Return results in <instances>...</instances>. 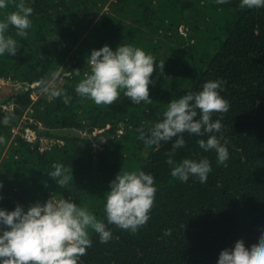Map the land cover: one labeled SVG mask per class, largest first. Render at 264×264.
Listing matches in <instances>:
<instances>
[{"label":"trees","instance_id":"obj_1","mask_svg":"<svg viewBox=\"0 0 264 264\" xmlns=\"http://www.w3.org/2000/svg\"><path fill=\"white\" fill-rule=\"evenodd\" d=\"M0 9V20L14 5ZM241 0H25L33 8L27 38L15 56L0 55V79L22 88L0 89V209L44 203L52 195L87 207L107 225V243L90 232L92 245L79 264H217L220 252L242 239L246 247L264 234V7L241 8ZM131 44L150 53L157 67L149 85L151 103L134 104L121 93L97 106L75 87L90 72L87 58L104 45ZM77 71L80 73L78 76ZM63 81L41 91L55 77ZM221 80L229 110L214 113L229 158L217 162L197 136L184 133V158H208L206 183L181 181L166 163L176 137L158 145L140 136L160 122L171 100ZM43 82V83H41ZM59 90L70 97H53ZM35 131L26 139L19 129ZM65 129V133L58 130ZM40 136L56 139L40 147ZM94 142L98 147L94 149ZM63 164L72 176L62 188L48 173ZM154 177L155 203L137 231L107 224L104 206L110 182L120 171ZM171 235H165L166 230Z\"/></svg>","mask_w":264,"mask_h":264},{"label":"clouds","instance_id":"obj_2","mask_svg":"<svg viewBox=\"0 0 264 264\" xmlns=\"http://www.w3.org/2000/svg\"><path fill=\"white\" fill-rule=\"evenodd\" d=\"M10 2L15 10L0 20V55L15 56L20 44L8 34L9 27L15 28V36L26 39L33 8L25 0ZM216 3H227V0H216ZM7 6L6 0H0V9ZM240 7L261 8L264 0H241ZM87 64L90 72L84 73L75 91L97 106L115 104L121 93L134 104L151 103L149 85L152 74L157 67L161 71L164 68V61L157 65L150 53L131 44H120L115 50L108 45L94 49L87 58ZM76 74L80 75L78 71ZM222 84L221 80L208 81L201 91L188 92L171 100L162 120L155 123L149 133L140 131L141 138L151 145L176 137L171 151L166 153V163L171 166L172 176L181 181L186 182L189 176H195L201 183H206L212 170L206 157L199 161L184 158L177 162L174 159L176 149L185 146L183 134L186 132L197 136L208 134L207 140H198V145L205 152L215 150L219 164H224L229 158L226 145L230 141L225 138L222 144L213 134L222 128L220 120L212 119L213 114L229 110L228 100L221 95ZM51 95L64 97L65 104L70 100L59 90L51 91ZM2 141L3 137H0ZM52 168L54 171L48 175L60 187L64 188L73 179L72 170L69 176L63 164L54 163ZM156 191L153 175L142 170L120 171L106 192L104 211L107 224L137 231L150 218ZM90 232L98 234L102 243L112 238L105 222L87 207L78 206L65 197L57 199L52 195L44 203H33L26 211L21 205L12 211L0 209V264H79L80 257L86 255L87 248L92 245ZM165 235H171V230H166ZM217 264H264V234L250 248L242 239L237 240L233 248L220 252Z\"/></svg>","mask_w":264,"mask_h":264},{"label":"rangeland","instance_id":"obj_3","mask_svg":"<svg viewBox=\"0 0 264 264\" xmlns=\"http://www.w3.org/2000/svg\"><path fill=\"white\" fill-rule=\"evenodd\" d=\"M63 81L62 77L59 75L57 77H55L51 82H49L45 88H54L56 86H58L59 84H61ZM22 88L21 84L16 83V82H12L9 79H0V89H2L3 91L8 92L11 89H19ZM45 88L42 89V93L46 94L47 97H49V94L47 93V91H45ZM19 131L22 133V135L28 139V140H34L36 133L34 130H32L29 127H25L23 129H19ZM59 133H65L66 130L65 129H60L58 130ZM56 139L51 138V137H47V136H40L39 138V146L40 147H44L47 146L49 144H51L53 141H55ZM94 149L98 147V143L94 142L93 144Z\"/></svg>","mask_w":264,"mask_h":264}]
</instances>
